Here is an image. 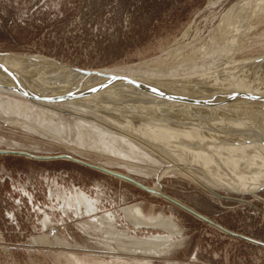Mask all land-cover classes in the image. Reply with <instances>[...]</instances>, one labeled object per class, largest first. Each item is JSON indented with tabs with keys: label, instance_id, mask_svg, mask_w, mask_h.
Returning <instances> with one entry per match:
<instances>
[{
	"label": "rangeland",
	"instance_id": "1",
	"mask_svg": "<svg viewBox=\"0 0 264 264\" xmlns=\"http://www.w3.org/2000/svg\"><path fill=\"white\" fill-rule=\"evenodd\" d=\"M258 1L0 0V51L84 69L122 70V76L178 93L215 85L224 88L216 94V106L264 128V62H258L264 56V18L246 34L251 18L264 11ZM237 18L241 29L226 37L223 25ZM201 49L209 56L190 58ZM16 70L0 75V264H61L57 254L99 264H264V188L244 195L206 179L202 185L193 163L170 151L199 153L198 148L187 142L169 152L134 133L151 138L142 116L148 113L163 117L169 124L154 125L178 130L170 135L180 138L181 129L193 128L208 108L173 109L163 105L165 97L154 94V101L142 92L143 99L132 94L140 109L111 101L108 113L100 105L35 100L13 90L20 82L13 79ZM22 72L29 91H55L48 78ZM126 108L132 111L122 114ZM65 155L129 174L148 187L158 184L222 229L168 198ZM186 161L189 170L181 171ZM231 179L236 186L237 179Z\"/></svg>",
	"mask_w": 264,
	"mask_h": 264
},
{
	"label": "bare ground",
	"instance_id": "2",
	"mask_svg": "<svg viewBox=\"0 0 264 264\" xmlns=\"http://www.w3.org/2000/svg\"><path fill=\"white\" fill-rule=\"evenodd\" d=\"M262 6H264V0H259L258 1V7H262ZM263 18H264V11L261 13H258V12L255 13L254 18H251L252 21H249L250 25L248 26V30L246 31V34L248 35L250 30L255 29L257 27H260L261 26L260 23H261ZM237 21H239L238 18L235 22H233L234 24H232V25H229V24L223 25V30H224L223 32H224V35L226 37H229L231 35V34H228L229 30H231V33H232V32H235V31L241 29L240 25L238 24ZM202 52H203V54H202ZM201 54L202 55L208 54V56H209L208 50H202L201 49V50H198L196 53H193V55L190 56V58L198 57ZM202 57H203V60H205V62H206L207 58H204L206 56H202ZM258 62H264V56L262 58H260ZM10 67L17 69L16 71L19 70L18 71L19 73H21V71H23L24 72V73L22 72L23 75L24 74L27 75V73L30 72L34 75L37 74L41 77L48 78L49 83L51 84V86L54 87L55 91H53L51 93L44 94V93H42V90L36 89L34 92H31L28 90V88H26V86H23L22 82L24 81V78H22V76L19 75L18 72L16 73L13 71L14 74L17 75V76L14 75L13 79H15L16 81L17 80L20 81L16 85L17 89H13V90L18 91L19 93L23 94L25 97H29V98L35 99V100L40 99V100L49 101L52 103H70V104L83 105V106H86V104L87 105L93 104L96 106L100 105L102 109L106 108L105 111L107 112V109L109 110L108 105L113 103V102L111 103V101H115V103L116 102L120 103V107L124 103L127 106L128 105H136L135 101H133V100H135L136 98L139 99V97L134 98L133 95H138V93L140 94L142 92L145 94L146 93L151 94L152 96L151 95H149V96L153 97V100L155 98V95H158L160 97L161 96L165 97V98H162V97L161 98L168 100V102H167V105H166V102L163 105H165L166 107L170 106L173 109L179 108V107L182 108V105H192V106H197V107H202V108H208V110H209L207 112L208 114L205 113L204 115L202 114L203 116H201V114L200 115L197 114L198 112L196 113V115H198L200 117L197 120L198 122L196 121L197 123H195L194 127L192 126L193 128L186 129V130L181 129V131H183V136L180 138H177V136H174V135H172V136L170 135L171 133L175 134V132L178 130H176V131L175 130H168V128L163 129L162 126H155L154 125V124H156V123H154L156 121H158V123H163L162 121L163 120L165 121V119H163V117H161V119L157 120V118L156 119L153 117L150 118L148 113H145L142 116H143V118L147 119V121L149 122L148 126L146 125L147 123L145 124L147 126L145 129L147 132H149V134H151V138L143 137V135H141L137 132H134V133L136 135H138L136 137H139L141 139H147V141H150L151 144L153 143V146L157 145L159 147H164L165 149H168V151H169V148H172V146H174V147L181 146V145H176V144H182V145H190L191 144L193 147L198 148L199 153L196 150L195 151L189 150L190 148L189 149L186 148V151H183L184 154L181 152L178 153L175 150H170V151L176 153L182 159L184 157L188 158V161L191 162V164L193 163L194 168L197 169L200 173H202L201 174L202 179H200V182L202 183V185L205 184L203 180L206 179L209 181V184H211L212 186L215 185V183H216V185L218 183L219 186H222L226 189L228 188V190L232 188V190H237L240 194H244V195L247 194V193H245V191H248L251 188L258 187L260 190L264 188V128L257 126V125L256 126L252 125L250 123H244V122L242 123V121L236 119L234 116H232L231 114L226 112V110L222 109L220 106H216L215 104L218 103V101L216 100V94H219L218 92L221 89L220 87H216L215 85L210 86V85H200L199 84V86H197L196 88H189V89L183 91V93H178V92H175V89H169V88L166 89V87H164V86L163 87L161 86L159 88V85H157L158 87L155 88V86L146 85L145 83L147 81L141 83L140 81H137V79L135 81L130 77H125L124 75H126V74L122 70L106 69L103 71H98V70H94V69H88L91 71H95V73L87 74V73H83L82 71H79L80 67H76V66L68 64V63H63V62H59V61L51 60V59H45V58H42L40 56L38 57V56H31V55H20V54L7 53V52H1L0 51V73H1L0 75H1V78H4L3 76H5L6 74L9 75V73H6V69L9 72ZM249 67H250V69H253V73L256 72L255 70H260L263 73V71L261 69H255V67H253V66H249ZM144 73L145 72H143V74ZM122 74H124V75L122 76ZM127 74H129V73H127ZM106 75L107 76L108 75H114L119 80L112 82L110 85L106 86V85H104V81L106 80ZM12 76H13V73H12L11 77ZM127 76H129V75H127ZM8 78H10V77H8ZM8 80H10V79H7V81ZM5 81H6V79H5ZM5 81H2V82H4L6 84ZM9 82L10 83L13 82L14 86H15L14 81L10 80ZM10 83H8V84H10ZM26 84L29 85L28 80H27ZM131 89H133L135 91H132ZM222 89H224V88H222ZM108 93L112 97L110 95H105ZM113 98L115 100H113ZM142 99H143V96H142ZM146 100H149V99L147 98ZM119 101H122L123 103H121ZM162 101H160V102H162ZM147 102H149V101H147ZM147 102H146V104H147ZM160 102H158V103H160ZM117 103L114 105H118ZM155 103L158 104L157 102H155ZM155 103H154V106H155ZM140 104H141V102H140ZM18 105L23 107L22 104L18 103ZM163 105L161 104V106H163ZM192 106H191V108H192ZM128 107H130V106H128ZM136 108H139V106H137ZM150 108H152V106ZM158 108L160 109V106ZM162 108H164V107H162ZM185 108L186 107H184V109ZM120 110H122V109H120ZM128 110L132 111V109L126 108V110H122L123 112H121V113L123 114L125 112H128ZM177 110H175V112ZM110 111H112V110H110ZM187 111H189V109ZM194 111L192 110V112H194ZM206 111H207V109H206ZM190 112H191V109H190ZM203 112H205V111H203ZM126 114L128 115V113H126ZM126 114L124 115V117L125 116L127 117ZM131 114L129 113V115H131ZM133 114H134V112H133ZM192 114L193 113H191V115ZM181 115L183 117V110H181ZM184 115H185V113H184ZM113 116L111 118H113ZM187 116H186V118H188ZM109 117L110 116L108 115V118ZM120 117H123V116H119V118ZM127 118L129 119V117H127ZM192 119L190 121H193ZM130 120H132V117ZM133 120H134V118H133ZM174 120H176V119H174ZM121 122L123 123V121H121ZM127 122H128V120H127ZM130 122L131 121H129V123ZM141 122H143V121H141ZM188 122H189V120L187 121V123ZM194 122H195V120H194ZM133 123H135V122H133ZM166 123H168V122H166ZM183 123H185V122L183 121ZM136 124L140 125V124H138V122ZM115 126H117V128L122 127L119 124H117V125L115 124ZM134 126H135V124H134ZM121 129H124V128L122 127ZM126 131H127V133H129L128 130H126ZM189 131L193 132V134H197L195 136H199V137H195V136L192 137V135H191L192 133ZM200 136H201V138H200ZM196 138H197L196 142H200L199 140H201L200 144L196 143L194 141V140H196ZM202 139H206V141H205L206 143H203L204 141ZM234 140H235V142H234ZM172 141L175 143H171ZM193 141L195 143H193ZM150 142H148V143H150ZM187 142H189L190 144ZM126 146L128 149H132V150H134V148H135L134 144L130 143V142H126ZM165 146H167L168 148H166ZM200 147H202L204 149H202ZM214 147H215V149L213 150ZM1 151H3V150L0 149V152ZM188 154L190 155L191 158L185 156ZM194 154L198 155L199 157H202L204 159L199 160L197 158V156H195ZM29 155L32 157H39V156H34L32 154H29ZM65 156L67 158L69 157L72 160H74L73 158H75V157L69 156V155H65ZM40 158H42V157H40ZM45 158H48V157H45ZM76 159H78V158H76ZM189 159H191V160H189ZM208 159L214 160L212 162V164L209 163V161H208V165L206 164V161ZM79 160H81V159H79ZM81 161H83V160H81ZM188 161H186L185 163H181V166H182V167H180L181 171H182V168L185 169L186 171L189 170L187 166L191 165V164L187 163ZM85 162H87V161H85ZM88 163L93 165V167H95L96 169H99V170H102L106 173L112 174L113 176L121 178L124 181H128L130 183L136 184V186L140 185V188H143L144 190L147 189L148 192L152 193L153 195L164 197L166 199L168 198V199H170V201H173L175 204H177L181 208L185 209L189 213H191V214H193V215H195V216H197V217H199L205 221L212 223V225H215L219 229H222V227L220 225L214 223L211 219H209V217L202 215L201 213L196 211L194 208L182 203L181 201H179L177 199L169 197L168 195H166V193H163L161 191L160 187L157 186L158 184L156 185V187H148V186H145L144 184H142L141 182H139L138 180H136L134 177L130 176L129 174L116 171L114 169H111V168L106 167V166L101 165V164H96V163H91V162H88ZM206 165L208 167H206ZM186 167H187V169H186ZM173 170H175V169H173ZM166 172L170 173L169 170ZM189 174H190V172H189ZM163 176H164V174H162V176H160V177H163ZM231 177L237 179L238 184L236 183L235 184L236 186H234L233 184L231 185V180H232ZM209 184H207L206 186H208ZM84 199H86V197ZM86 201H89V200L86 199ZM94 204L95 203H93V202H88V205L92 210H94V207H95ZM255 243H258V242H255ZM56 258L58 259L59 263H61V264H99L98 262L92 261L94 258H92V260L91 259H85V258L80 260L77 258H73V256H71V255L70 256H61L58 254H57ZM100 261H102V260H100ZM102 263H104V261H102Z\"/></svg>",
	"mask_w": 264,
	"mask_h": 264
},
{
	"label": "water",
	"instance_id": "3",
	"mask_svg": "<svg viewBox=\"0 0 264 264\" xmlns=\"http://www.w3.org/2000/svg\"><path fill=\"white\" fill-rule=\"evenodd\" d=\"M79 71H82L83 73H87V74H89V73H95V71H91V70H88V69H84V68H80V70ZM117 80H119L117 77H115L114 75H106V80L104 81V85H110L112 82H115V81H117ZM75 161H77V162H79V163H83V164H85V165H88V166H92L93 167V165H91L90 163H88V162H85V161H81V160H79V159H76V158H73ZM155 256H159V255H155Z\"/></svg>",
	"mask_w": 264,
	"mask_h": 264
},
{
	"label": "flooded vegetation",
	"instance_id": "4",
	"mask_svg": "<svg viewBox=\"0 0 264 264\" xmlns=\"http://www.w3.org/2000/svg\"><path fill=\"white\" fill-rule=\"evenodd\" d=\"M87 202H91V201H87Z\"/></svg>",
	"mask_w": 264,
	"mask_h": 264
}]
</instances>
